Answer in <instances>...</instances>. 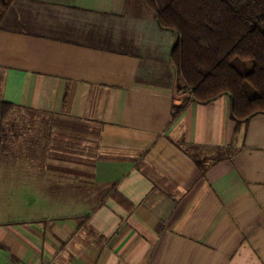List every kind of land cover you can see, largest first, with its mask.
Listing matches in <instances>:
<instances>
[{"label": "crops", "instance_id": "obj_1", "mask_svg": "<svg viewBox=\"0 0 264 264\" xmlns=\"http://www.w3.org/2000/svg\"><path fill=\"white\" fill-rule=\"evenodd\" d=\"M176 40L143 0L8 4L0 160L33 128L0 161V264H264V113L193 100Z\"/></svg>", "mask_w": 264, "mask_h": 264}, {"label": "trees", "instance_id": "obj_2", "mask_svg": "<svg viewBox=\"0 0 264 264\" xmlns=\"http://www.w3.org/2000/svg\"><path fill=\"white\" fill-rule=\"evenodd\" d=\"M11 1L0 0V20ZM143 2L161 27L177 34L171 62L193 100L205 103L227 94L237 123L264 113V0ZM13 107L1 102V120Z\"/></svg>", "mask_w": 264, "mask_h": 264}, {"label": "rangeland", "instance_id": "obj_3", "mask_svg": "<svg viewBox=\"0 0 264 264\" xmlns=\"http://www.w3.org/2000/svg\"><path fill=\"white\" fill-rule=\"evenodd\" d=\"M10 113L11 114L13 113V116L16 115V114H14V113H16V109H15V112L12 111ZM10 113H9V115H10ZM35 113L36 112H33V111L28 112L27 110H24L23 112H19L18 114H21V115H23V114L24 115L25 114H27V115H35ZM43 114H44L43 116H48L49 117V114L47 112H43ZM15 117L12 118L11 120H13V119L15 120ZM29 117H31V119H27V121H24V122H21V119H20L21 117L18 118V119L16 117L17 122L13 120L12 123H11V124L14 125V132H13V134H11V133L7 134V140H6L5 145L8 147V150L4 151V154H3L4 156L1 157V160H0L2 164H5L7 166V168H8V166L10 164L11 165L15 164V158H16L15 153L14 152L10 153L9 150L11 151L13 148H16L17 146H20L22 144V142H23L21 139L18 138V135L21 134L22 129H26V128L32 129L33 128V127L27 126V124L32 125V116H29ZM43 129H45V127H43ZM40 137L42 139L44 138V132H42L40 134ZM189 152L193 153L195 151H190L189 150Z\"/></svg>", "mask_w": 264, "mask_h": 264}]
</instances>
